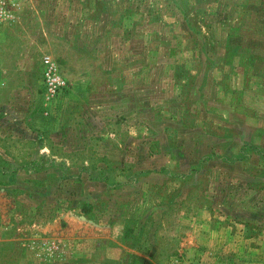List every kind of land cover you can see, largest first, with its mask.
<instances>
[{"label": "rangeland", "instance_id": "obj_1", "mask_svg": "<svg viewBox=\"0 0 264 264\" xmlns=\"http://www.w3.org/2000/svg\"><path fill=\"white\" fill-rule=\"evenodd\" d=\"M0 264H264V0H0Z\"/></svg>", "mask_w": 264, "mask_h": 264}, {"label": "built area", "instance_id": "obj_2", "mask_svg": "<svg viewBox=\"0 0 264 264\" xmlns=\"http://www.w3.org/2000/svg\"><path fill=\"white\" fill-rule=\"evenodd\" d=\"M45 62L48 64L49 63V59L46 58ZM46 76L48 77L47 79L48 80H55L54 76H52V72H51V68H49L47 71H46Z\"/></svg>", "mask_w": 264, "mask_h": 264}]
</instances>
